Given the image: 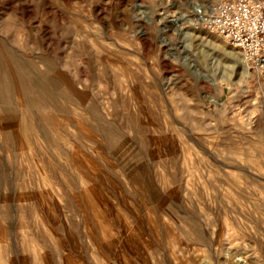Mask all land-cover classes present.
Listing matches in <instances>:
<instances>
[{"label":"rangeland","instance_id":"374dc122","mask_svg":"<svg viewBox=\"0 0 264 264\" xmlns=\"http://www.w3.org/2000/svg\"><path fill=\"white\" fill-rule=\"evenodd\" d=\"M208 2L0 0V264H264V73Z\"/></svg>","mask_w":264,"mask_h":264},{"label":"built area","instance_id":"2783aa9c","mask_svg":"<svg viewBox=\"0 0 264 264\" xmlns=\"http://www.w3.org/2000/svg\"><path fill=\"white\" fill-rule=\"evenodd\" d=\"M207 1V7L195 8L192 22L237 49L251 70L263 74L264 0Z\"/></svg>","mask_w":264,"mask_h":264},{"label":"bare ground","instance_id":"6f19581e","mask_svg":"<svg viewBox=\"0 0 264 264\" xmlns=\"http://www.w3.org/2000/svg\"><path fill=\"white\" fill-rule=\"evenodd\" d=\"M198 7H200V6H198ZM192 20V19H191ZM244 60V59H243ZM244 62L246 63L245 65H244V74H245V77H247L248 76V74H249V64L244 60ZM248 64V65H247ZM236 262L239 264L240 262H241V259L240 258H237L236 257Z\"/></svg>","mask_w":264,"mask_h":264}]
</instances>
